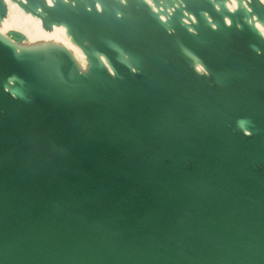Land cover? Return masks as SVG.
<instances>
[{
	"label": "water",
	"instance_id": "1",
	"mask_svg": "<svg viewBox=\"0 0 264 264\" xmlns=\"http://www.w3.org/2000/svg\"><path fill=\"white\" fill-rule=\"evenodd\" d=\"M11 1L88 65L0 33V264H264V4Z\"/></svg>",
	"mask_w": 264,
	"mask_h": 264
},
{
	"label": "bare ground",
	"instance_id": "2",
	"mask_svg": "<svg viewBox=\"0 0 264 264\" xmlns=\"http://www.w3.org/2000/svg\"><path fill=\"white\" fill-rule=\"evenodd\" d=\"M4 1L7 5V15L0 24V33L8 36L11 31L20 32L25 38L21 43L22 46H40L45 43L62 45L72 53L81 69L86 70L88 64L84 53L71 42L63 26H54L51 30H45L40 18L26 13L18 4L11 0ZM47 2L52 5L51 0H47ZM147 2L152 5V0H147ZM233 4L235 7H232ZM227 6L229 10L234 11L237 8L236 0H229ZM162 20H165L164 16ZM227 23L229 24L228 20ZM256 26L264 35V26L259 23H256ZM198 70L201 71V67H198Z\"/></svg>",
	"mask_w": 264,
	"mask_h": 264
},
{
	"label": "snow or ice",
	"instance_id": "3",
	"mask_svg": "<svg viewBox=\"0 0 264 264\" xmlns=\"http://www.w3.org/2000/svg\"><path fill=\"white\" fill-rule=\"evenodd\" d=\"M63 3H64V4H68V0H63ZM74 3H75V0H73V5H74ZM259 3H260V4H264V0H259ZM88 11L91 12V9H88ZM187 30H188L189 32H191V29H190V28H188ZM132 71L135 72L136 69L133 68ZM82 75H84V74H82ZM115 75H116L115 73H112V76H115Z\"/></svg>",
	"mask_w": 264,
	"mask_h": 264
},
{
	"label": "clouds",
	"instance_id": "4",
	"mask_svg": "<svg viewBox=\"0 0 264 264\" xmlns=\"http://www.w3.org/2000/svg\"><path fill=\"white\" fill-rule=\"evenodd\" d=\"M232 7H235V5L233 4Z\"/></svg>",
	"mask_w": 264,
	"mask_h": 264
}]
</instances>
